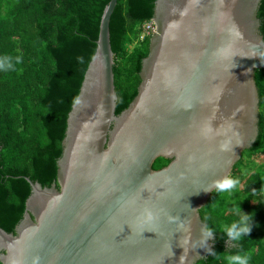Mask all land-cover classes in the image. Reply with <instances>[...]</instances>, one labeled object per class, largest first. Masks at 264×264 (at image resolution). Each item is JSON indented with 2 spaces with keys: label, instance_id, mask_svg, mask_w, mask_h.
Listing matches in <instances>:
<instances>
[{
  "label": "water",
  "instance_id": "obj_1",
  "mask_svg": "<svg viewBox=\"0 0 264 264\" xmlns=\"http://www.w3.org/2000/svg\"><path fill=\"white\" fill-rule=\"evenodd\" d=\"M263 0H157L138 95L116 114L115 54L104 10L96 53L69 113L51 187L29 182L1 264H197L200 211L259 137ZM168 166L155 170L159 159ZM57 184L60 188L57 187ZM208 189V190H205Z\"/></svg>",
  "mask_w": 264,
  "mask_h": 264
},
{
  "label": "trees",
  "instance_id": "obj_2",
  "mask_svg": "<svg viewBox=\"0 0 264 264\" xmlns=\"http://www.w3.org/2000/svg\"><path fill=\"white\" fill-rule=\"evenodd\" d=\"M110 1L0 0V56L12 57L14 64L13 70L0 71V226L8 233H15L32 192L26 178L48 188L58 180L68 116L96 53L102 16ZM156 1L118 0L112 16L117 115L138 95L152 38L142 41L141 36L144 26L154 20ZM258 18L264 36V0ZM255 79L260 94L259 137L230 175L241 181L239 192L230 199L247 195L239 206L244 214L255 213L252 230L239 244L227 240L222 226L237 217L227 210L230 199L215 192L200 214L207 228L215 231L212 251L222 257L242 249L251 253L250 264H264V204H253L249 195L264 183L263 69ZM169 163L161 158L154 169ZM214 203L218 204L215 210ZM206 215L211 218L205 219ZM197 264L224 261L209 254Z\"/></svg>",
  "mask_w": 264,
  "mask_h": 264
},
{
  "label": "clouds",
  "instance_id": "obj_3",
  "mask_svg": "<svg viewBox=\"0 0 264 264\" xmlns=\"http://www.w3.org/2000/svg\"><path fill=\"white\" fill-rule=\"evenodd\" d=\"M16 63L20 62V58H16ZM13 58L8 55L0 56V71L7 72L13 70ZM241 181L239 178H234L231 176H224L218 180L213 181L211 185V191H214L222 199H230L235 196L240 190ZM208 190V189H205ZM252 197L253 204H264V183H262L259 190L252 189L249 194ZM248 199L246 195L243 199L235 200L230 199L231 207L227 210L230 211L234 219L230 224H225L222 226V232L226 235L227 240L233 242V244H239L245 236L250 234L253 227V218L255 213L244 214L240 208V203ZM218 204L214 203L213 210L217 207ZM210 215H206L205 219H210ZM215 234L213 228H205L202 233L201 245L205 244L207 239L211 238ZM210 255L217 256L224 261V264H250L252 260V255L250 252L243 251L242 249L235 254H228L220 257V255L208 249Z\"/></svg>",
  "mask_w": 264,
  "mask_h": 264
},
{
  "label": "built area",
  "instance_id": "obj_4",
  "mask_svg": "<svg viewBox=\"0 0 264 264\" xmlns=\"http://www.w3.org/2000/svg\"><path fill=\"white\" fill-rule=\"evenodd\" d=\"M155 31H156V27H155L154 21L147 23L144 26V30H143V34L141 36V40L144 41L146 37L153 36Z\"/></svg>",
  "mask_w": 264,
  "mask_h": 264
},
{
  "label": "flooded vegetation",
  "instance_id": "obj_5",
  "mask_svg": "<svg viewBox=\"0 0 264 264\" xmlns=\"http://www.w3.org/2000/svg\"><path fill=\"white\" fill-rule=\"evenodd\" d=\"M158 161V160H157ZM168 166V165H167ZM166 167V166H165ZM164 168V167H163ZM162 169V168H161Z\"/></svg>",
  "mask_w": 264,
  "mask_h": 264
},
{
  "label": "rangeland",
  "instance_id": "obj_6",
  "mask_svg": "<svg viewBox=\"0 0 264 264\" xmlns=\"http://www.w3.org/2000/svg\"><path fill=\"white\" fill-rule=\"evenodd\" d=\"M133 48V47H132Z\"/></svg>",
  "mask_w": 264,
  "mask_h": 264
}]
</instances>
